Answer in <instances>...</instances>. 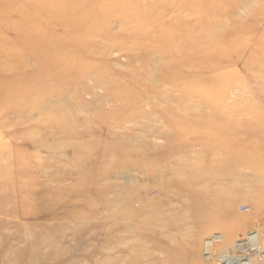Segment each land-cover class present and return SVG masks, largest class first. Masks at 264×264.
Here are the masks:
<instances>
[{
    "label": "rangeland",
    "instance_id": "obj_1",
    "mask_svg": "<svg viewBox=\"0 0 264 264\" xmlns=\"http://www.w3.org/2000/svg\"><path fill=\"white\" fill-rule=\"evenodd\" d=\"M85 2L76 38L0 22V264H221L264 241V0Z\"/></svg>",
    "mask_w": 264,
    "mask_h": 264
},
{
    "label": "bare ground",
    "instance_id": "obj_2",
    "mask_svg": "<svg viewBox=\"0 0 264 264\" xmlns=\"http://www.w3.org/2000/svg\"><path fill=\"white\" fill-rule=\"evenodd\" d=\"M69 0H0V22L1 25L8 23L11 24V19L13 16L19 17L21 22H19V25L17 28H20L21 25L24 26V23L27 22L34 16H37L38 18H42L43 20H51L53 22H56V25L49 26V31L53 28V30L56 29V26H68L69 29H75V38L78 36L76 32H84V30H87L90 22H84L86 19L84 18V14L86 11L84 9L80 8L81 6L85 5V0H78L75 2V7H78L77 10H75V15L78 16H70L71 10L67 9L62 6L63 2H66ZM96 1V0H94ZM70 2V1H69ZM71 4V3H70ZM196 12V11H195ZM198 13V12H197ZM82 16V17H81ZM72 17V18H71ZM74 17V18H73ZM75 19V23H74ZM81 19V22H80ZM26 21V22H25ZM16 26V25H15ZM33 29V28H32ZM45 29L46 24L41 29L40 35L38 37V40H34L35 43V50H33L34 55L40 54L43 51L44 46H50L49 40L45 37ZM49 43V45H47ZM76 43V41H75ZM23 67L26 65V61L22 63ZM28 75V74H27ZM30 75V74H29ZM28 75V76H29ZM18 76V75H17ZM31 76V75H30ZM29 76V77H30ZM201 200L197 199L196 204L201 205ZM199 205V206H200ZM207 206V213L206 215H203L205 218H211V214H209L210 211H214L218 209L215 206ZM118 217V218H117ZM125 217L124 211L122 212H116L115 208H111L109 210L108 215V237H109V243L111 247L113 246L115 239H116V230L119 231V233L125 232V224L123 222ZM121 220L120 223H118L116 220ZM125 221V220H124ZM209 227H214L219 225L218 220H209ZM121 240H124V236L121 237ZM215 242H223L224 239L220 236H214L212 240L205 241L204 242V248L206 250V254L213 255V241ZM227 250L223 251L218 258L216 259V263L221 264H259L257 260L251 259L250 263L247 262V259L251 257V252L255 251L256 253L259 252V255L261 252H263L264 249V241H262L257 233L250 232L247 233L245 238L240 239L236 241L234 244H232L229 247H226ZM123 252V251H122ZM152 257V256H151ZM148 257V258H151ZM153 258V257H152ZM160 258V257H159ZM174 260V257L170 255L169 258L162 257L161 261L155 264H172ZM201 261L200 257H197L195 254L193 256L192 261L190 264H198Z\"/></svg>",
    "mask_w": 264,
    "mask_h": 264
}]
</instances>
